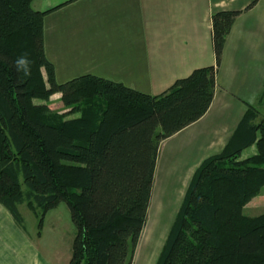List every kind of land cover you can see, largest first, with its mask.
<instances>
[{
  "label": "trees",
  "instance_id": "1",
  "mask_svg": "<svg viewBox=\"0 0 264 264\" xmlns=\"http://www.w3.org/2000/svg\"><path fill=\"white\" fill-rule=\"evenodd\" d=\"M34 1L0 0V204L26 233L20 206L42 229L66 203L76 228L69 264H133L161 143L209 111L216 68L196 69L159 96L90 74L59 83L45 52L48 12ZM240 14L212 16L217 67ZM56 94L66 113L34 103ZM256 119L249 106L224 149L195 170L156 264H264V213L243 214L264 187Z\"/></svg>",
  "mask_w": 264,
  "mask_h": 264
},
{
  "label": "crops",
  "instance_id": "2",
  "mask_svg": "<svg viewBox=\"0 0 264 264\" xmlns=\"http://www.w3.org/2000/svg\"><path fill=\"white\" fill-rule=\"evenodd\" d=\"M32 7L48 12L45 52L59 83L90 74L159 96L194 70L215 67L209 111L167 140L199 152L218 146L219 154L249 106L255 123L264 113V0H35ZM220 11L241 14L217 67L212 16ZM96 61L91 71H73ZM100 68L105 77L93 73ZM0 264H48L1 204Z\"/></svg>",
  "mask_w": 264,
  "mask_h": 264
},
{
  "label": "rangeland",
  "instance_id": "3",
  "mask_svg": "<svg viewBox=\"0 0 264 264\" xmlns=\"http://www.w3.org/2000/svg\"><path fill=\"white\" fill-rule=\"evenodd\" d=\"M96 64L97 61L94 62V65L82 64L76 69V66L73 65V71H91L93 67H96ZM59 66L61 70L62 66ZM101 69L94 70L95 72L93 73H99L102 77H105L104 73H102L104 71ZM65 72L68 71L66 70ZM65 80L60 83H64L63 81ZM34 103L37 105L47 104L55 112H67L61 98H58L57 94L52 96L49 102L35 100ZM261 115L256 123L264 122V113H261ZM78 116V114H74L68 117L76 118ZM179 140H165L161 144L148 220L137 247L133 264H156L195 170L205 159L216 155L220 151L219 147L216 146L212 150L199 152L198 150L185 147ZM173 147H175L174 152H172ZM255 150V146L248 149L241 159L249 157ZM19 209L25 220V234L33 241L42 259L47 261L48 264H69L76 228L67 204L61 203L56 209L47 213L44 217L42 229L39 227L41 220L39 215L29 210L26 204L20 206ZM263 213L264 187L260 194L249 202L243 211V214L247 217H257Z\"/></svg>",
  "mask_w": 264,
  "mask_h": 264
},
{
  "label": "clouds",
  "instance_id": "4",
  "mask_svg": "<svg viewBox=\"0 0 264 264\" xmlns=\"http://www.w3.org/2000/svg\"><path fill=\"white\" fill-rule=\"evenodd\" d=\"M21 63H23V61H21Z\"/></svg>",
  "mask_w": 264,
  "mask_h": 264
}]
</instances>
